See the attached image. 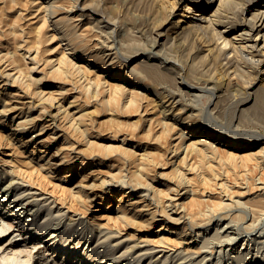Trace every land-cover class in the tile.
I'll return each instance as SVG.
<instances>
[{"label":"bare ground","instance_id":"1","mask_svg":"<svg viewBox=\"0 0 264 264\" xmlns=\"http://www.w3.org/2000/svg\"><path fill=\"white\" fill-rule=\"evenodd\" d=\"M7 1L8 0H6V2ZM10 1L14 2V0ZM171 1L172 9L168 14V18H175V20H173V24H175L177 27V35H175L176 38L173 35H163L162 33H157L156 37L151 43H149L148 46L146 45V43L145 45H143L142 42H140L138 45L139 41L136 42V38L133 40L134 37L130 36L132 39L131 43L134 41L132 45H135L137 43L138 48L137 45H135L134 49H131V51L130 49H128L129 52L125 48L127 54L123 58L124 61L123 59H119L118 66H114V63L117 60H115V62L113 61V58L117 56V54H115V52L113 51H105L106 43H104L103 39L100 41L97 39V42L94 43L96 46L93 49H91V47L89 48L90 43L88 44L86 40V36L88 34L87 31L91 30V28L92 30H95V32L96 30L100 29L99 21L101 18H91L92 20L86 21L84 23L82 22L78 26V23H74V20L78 19L77 14L79 13H77V16L75 15L74 17L64 14L57 15L60 13L59 10L62 7V5L58 3L59 1L57 0H29V3L25 4L28 5V7H35H33V10L29 11V17L35 18L33 21H30V23L33 22V25L30 24L31 27H28L30 29L29 31L25 30L26 28H14L15 26H13L12 29V27L9 26V28L11 27L10 29L13 30L14 33H19L20 38L18 37L17 40H14L13 35H15V37L17 38L18 34L12 35L13 42L16 41L14 42L15 44L12 43L14 45V47H12L13 49L11 48V46H9L12 50L8 48L4 52H2L3 48L2 46L0 47V60L2 61L3 65V67H1L2 69L0 68L2 77L0 79V83L3 82L2 85H0V88L1 91H3V94H5L8 86H14L12 85L14 84V82L22 83L27 91L31 89L29 92L32 95L29 94V96L37 97V100H39L40 103L47 102L48 104H50L53 108L56 109L54 115H60V117L64 119V123L66 124V126L70 128L72 132L78 134L83 139L82 147L88 153L83 152L82 149L77 147L70 149V147L72 146H70V144L67 145L65 135L62 136L61 142H63V144L66 145L67 148L68 146H70L68 149H70V152L74 153L71 157H69L71 154L66 157L67 155L64 153H62L59 157V163L67 162L65 165V167L67 168L65 172L72 171L76 162L83 166H90L92 164L94 166L102 165L104 162L106 163V159H109L110 152H119V155L122 158V162L117 161L115 165L114 163H106L104 165L106 167L105 173H103V175H100L97 180L99 183L98 185H104L108 187V189L111 188V190L116 185L120 186L121 188L117 193V199L120 200V203L122 198L127 199V202L125 201V203H118V206L115 210V217L113 216L114 219L112 217L113 220H115L116 222L117 220H119V222L128 224L130 221L133 222L135 220H138L139 217L141 219V217L143 216H145L144 219H139V221H147L150 219L157 221V215H162L163 223H161L155 231V240L157 244H152L150 246V243L145 242V247H141L143 250L141 251L139 249V252L134 255L129 252L130 250L133 252L132 249L134 247L136 248L137 246H140V242L138 243L135 241V243L133 242V244L131 245H128L126 243L127 247L125 246V249L123 248V250L119 254H115V247L121 241L118 239L117 243L116 240H113L114 244H111L110 242H108V240L111 237H115L114 235L116 233L119 234L120 230L117 227L114 230H111L109 228V231H105L102 235L104 236V239L101 238L103 240H100L99 235V237L97 236V241H101L103 245L101 250H98L100 249V247H98L97 249V247L94 248L92 246L90 249H87V247H85L77 251L76 248L73 249L74 247L71 249L69 246H67L66 248L60 246L58 244V239H64V241L67 242L71 237V233L77 227L75 226L74 229L70 228V226L72 227L71 224H80L82 228L81 232L79 233V240L76 244L77 246L79 242H82V239L85 236L81 235V233L88 228L90 229L89 233H91L94 227L92 224L90 225V222L87 223L84 218L79 217L78 219H76L77 217H73V215H76L77 212L74 211L72 212V214L65 212V210L62 209L63 207H66V210L69 211V207L72 206H69L68 204L66 205V201L64 202V198L62 199L59 197H54L52 191L50 192L48 190H44L42 186L40 187V185L36 183L37 181L35 180H25V178H27L28 176L25 178L24 176L27 175V173L28 175H30L35 167L46 168L47 172L50 171V169L57 164V162L52 163L50 159L59 154L58 149H56L52 153V157L50 156V154L49 156L45 155V150L42 148L45 146V144H40L39 141L41 140H38V138L40 137L39 135L42 132H45L47 130V120L43 119L44 121H34L35 117H37L38 120L40 117H42V114H40V112H44L42 111V109L44 110V108H41V110L34 115L31 112L32 108H34V105L31 106V103L28 102L26 103V105L20 106L21 109L24 108V112L21 115H19V113L11 116L10 129H12V134H14L15 132H19V134L28 133V137H26L25 139H21L22 144H33L32 148H30L29 150L30 154H33L35 149L40 147L38 148V150L40 149V154L38 153L39 155L37 158H32L34 157L32 155H25L27 156L26 162L28 161L33 163V168H31L30 170H28L24 166V164H7V160L5 159L1 162L2 164L0 165V167L2 168L0 169V177H9V180L8 182L5 181V184H3V186H1L0 188V209H4V215H0V264H66V262L68 260H72V258L77 259L76 262L78 263L82 262L81 264H89L88 262H86L88 259L93 260V264H100L103 260V264H116V262H118V260H120V257L122 256L124 257L122 259L124 260V264H133V262L141 264L143 261L142 256L144 255H148L150 257V259L148 258L146 264H157L158 262H160L159 264H166L168 261H171L172 259L174 260V258L185 260L190 256V258L195 259L197 257L191 256L195 253L196 255H201L202 252L204 254L200 258L198 257L199 259H197V261L187 262L182 260V262H180L179 264H206V255L210 254L211 256V254L213 255V253L216 251L218 252V259H214V261L216 263L220 262L224 256V254L222 256V251L226 246L227 249L225 251V257L226 260H230L227 262V264H259L258 259L261 257L259 255V250L262 248V246H264V238H261L264 235V229H262L260 233L257 232L258 235L248 234V236L246 237H241V242V239H236L240 235V231L242 230H246V232L251 231L252 233L255 223L260 221L258 219L263 217L264 182H261L263 186H254L253 182L254 180L259 178V175L258 178L255 176L256 179L253 177V188L256 187L257 189L258 187L259 189H262L263 192L257 191L258 193H262L260 194V197L257 196L253 199L242 200L241 198L245 196V190L253 191L252 186H248L249 182H245L247 183L248 189L245 188L244 192L242 191L244 195H240L242 192H239L240 194H238L237 189H233L234 185H232V183L230 184V182L228 183L227 178L225 179L224 176H222L224 175V173L222 174L215 169L214 166L216 164L214 162L216 161L215 148L216 144L218 143H222V145L226 148V152L228 155L234 156L237 155L239 151L251 150L256 146H260L262 142L258 143L259 140L248 141L242 139L241 137L231 138L227 137L223 133L206 132L203 128H199L198 126L193 125L192 121H185L184 119H187V117H189L187 115L184 116L182 112L183 108L185 112V105H187L185 101L186 99H188V97L191 101H194L190 96H196L192 92L196 89L182 87L179 88V79L177 80L176 77H179V74H181L180 71L182 70L185 71V76L188 74H192L191 72H193L194 74L196 73V71H200V67L203 65L202 57L204 56V59L206 61V55L212 52L214 53L215 50L217 51V53L218 51L219 53L220 51L221 53L223 52L221 54V57L223 55V58L225 59H230L234 54L238 53H241L245 57L249 55V57H251L250 59H252L254 54L258 53L259 57H257V59L255 57V59L259 64L260 74L264 76V0ZM178 3L179 5L177 7L176 5ZM21 4H24V1L23 3H20V5ZM214 4H217L216 7L210 13L204 14V9L206 7L213 6ZM16 5H18V3ZM16 5H14L15 8ZM11 6H7V8L11 9ZM80 15H82V13ZM237 16H239V20ZM13 21H11L10 24L13 23V25H15L18 23L14 21V24ZM84 24L85 26L81 28V26ZM9 28L7 29L8 31L10 30ZM113 29L110 28V31H112ZM202 29L205 30V32L209 33L210 40L212 42L206 39L208 43H206V46L202 50H194L188 52L187 58L185 57L186 59L183 63L174 60L176 59L174 58L176 56V52L174 54V57L171 59V56H173V54L171 55V50H173L174 53V50L177 51L181 49L183 51L185 47H187V39L184 36L186 33L193 31L198 32V30ZM101 31H103V29ZM7 32L5 33V37H8V35L10 36L12 34L8 32L9 34L6 35ZM110 34L109 36H112L113 33L111 35ZM98 35L99 34H97V36ZM106 36L105 41H107L109 38L108 37L106 40ZM162 36H164V38H162ZM129 38H127L126 40H128ZM12 39H9L8 43H10V40ZM119 39L121 40V38ZM119 42L120 41L118 40V43H116L119 45ZM122 43L123 42H121V44ZM126 44L129 43L126 41ZM126 44H123L122 46L120 45L117 48L121 47L124 49L123 46H125ZM112 45L110 44L108 48ZM112 49L114 50L115 48ZM15 51L19 52L23 59H29L28 62L26 60V65H19L21 64L20 61L15 60L18 59L13 57L14 53H17ZM125 51H123V53H125ZM259 51H261V53H259ZM139 52L140 55H138ZM120 53L121 52H119V54ZM184 53L186 55L187 52L184 51L181 56H184ZM19 54H16L14 56L17 57V55ZM218 54L217 56L219 59L220 54ZM122 55L123 54H121V56ZM213 56L215 57L216 55ZM181 59L183 58L181 57L179 60L181 61ZM233 59H231V61ZM204 63L206 64V62ZM222 63H224V59ZM209 64L207 63L206 65ZM204 66L205 65H203V67ZM208 67L206 68L210 70V66ZM225 67L229 68V65L228 67ZM198 74H201L202 76V72H199ZM190 76L188 77L190 78ZM209 76H211V74ZM192 78L197 79V76H193ZM206 78L207 77H205V80ZM189 83L191 84V81H189ZM197 83L198 82H196V84ZM202 84L203 83H201V85ZM31 85H34V87H32ZM201 85L199 87H201ZM203 86L204 87H202V89L204 88L206 90L205 84ZM45 87H50V89L46 90ZM208 87L207 89L211 91ZM99 94H101V97H97V99L96 96H98ZM93 99H95L96 104L100 105L101 108H98L99 110L97 108L96 109L99 112H101V110L104 113L106 112L105 120L109 121L110 123H108L110 126L108 127L107 125V128H110L109 130L113 134L102 135V131L100 132L94 129L95 125L94 128L92 127V124L94 122L91 123V114L93 113L95 107L91 108L90 105L96 106L91 103V101L94 102ZM219 100L221 99L219 98ZM195 101H197V99ZM256 101L257 98L255 97L253 102L255 103ZM175 102H178L180 106H175ZM260 103L262 111L260 112L258 117L263 118V97L260 98ZM15 105H17L16 102L13 103V106ZM0 107V117L6 116V113L9 110V106L7 105L5 99L0 100ZM131 110L139 112L140 117L146 120V129L149 132L154 127H156L159 131L156 136L162 134L171 138L168 148L169 151L167 152V154L172 153V155H170L169 157V164L171 166V169L169 171H172L173 176L176 177V183H174L175 186H171V184H168L167 181L165 182L164 180L156 179L151 174L152 164L155 162L156 154L158 151L156 152L155 149L151 148L149 145L144 144L139 139L134 138L132 136L133 133H119L120 129L123 128L125 124L124 121L122 122V118H120V115L118 114H122L126 111L127 114L128 111ZM243 110L241 109V111ZM19 112L22 111L20 110ZM130 113L128 114L130 115ZM186 114L189 115L191 113H188L187 111ZM22 117L23 119L17 120V118ZM51 119L53 118L51 117ZM130 122L132 124L131 126L137 125V123L135 122ZM52 123L53 126H51L55 127V131H52V133L53 135L58 136V125L55 124L54 119L49 124ZM114 141H119L120 143L116 144L114 143ZM38 144L40 145L38 146ZM249 152H247L248 159L254 158L260 162V165L261 163L263 165V145H261L257 151L255 150L253 152ZM191 153L192 155L195 154L194 158H196L194 160H192L191 158ZM259 162L257 163V165H259ZM5 165H7L8 167H5ZM257 165L255 163V166ZM167 172H161L160 174L164 175ZM67 176L68 173L61 176L59 180L65 182L67 181ZM31 177L33 178V175ZM193 178L199 179V181L202 183V188H207L206 184L209 185V190L212 186H214L215 190L217 189L221 193H218L221 195V197H218L219 195H217L216 197H218V199L214 197L215 200H207L206 202V199L209 198L208 197L205 199V202L207 204L203 203L204 199L201 198L202 201H200V199L195 198L193 194L194 192L196 193L195 190L199 189L193 182ZM260 179L259 181H261ZM262 179L264 180V178ZM236 183L239 184V182ZM22 184H24L23 187L25 188L22 190L18 188L17 190L18 185ZM92 184L93 187H95L94 185H96L97 182L93 183L92 181H78L67 189L70 191L75 201L80 202L83 205V199H91V197H89L90 194L88 195L86 189H89ZM58 185L60 186L59 183L57 184V186ZM160 185H163V187H159ZM194 185L196 187H194ZM11 187H14V190H10ZM179 187L184 189L182 193V196H184L182 200L184 201L175 202L172 198L173 196L170 195V192L178 193ZM249 187L251 189H249ZM65 188L66 186H64L63 191H66ZM206 188H204L205 191H207ZM235 191L237 192V195L235 194ZM238 191H241L240 188ZM112 194L113 193H111V195ZM12 195L13 197L12 199H10ZM50 197L51 201L49 200ZM38 200V203H40V201H43V203L44 201H48L49 204L52 203L50 204L51 207L53 203L60 204L59 207L57 206V204L55 205L56 208L58 207L57 209L55 208L57 211L56 214L51 213V216L54 215L55 217L45 219L47 215H44V219L46 220L45 224L42 223L43 225H36V232L44 229L43 231L37 233V235H41L46 231V229L54 225L45 235H42L40 238V240L43 238L45 247L46 244H48L45 250L51 251L49 255L48 253L46 255L43 253V258L38 257V254L35 253V250H33V248L36 247V245L35 243H33L32 245L29 244L31 239L28 240V236H25L21 240L17 241V239H13L15 235H11L9 237V240L6 241L5 237L10 234V231L6 232V230L12 226V223L5 221L3 217L11 215L12 217H14V219L18 218L17 225H20L21 232L25 229V227L27 228L28 225L31 226L32 224H34V220L30 221L28 224L26 222L28 220V217L31 214L35 213L36 210L32 212V207H27L32 201H34V205L36 204L35 201ZM201 203H203L202 206H205V208L203 207L202 210L199 208L201 207ZM49 204L47 205L49 206ZM176 205H178L181 210H177L179 216L172 217L171 213L167 210H170L172 206ZM240 205H242L241 207H245V209L236 207ZM49 208L50 207H46L45 214H50ZM105 209H109V207L106 206ZM234 210L239 211L234 212ZM95 211H99V208H95ZM170 211L173 212L172 210ZM247 212L250 213V217L248 218V220H246V215L248 214ZM6 213L8 214L5 215ZM110 217L107 219L109 220ZM64 218L67 219L64 230L57 233V229L59 228L57 227V225H60L62 219ZM213 219H215L214 222H216L213 226L214 232L208 235L209 225L211 224L210 221ZM53 220H56V222L53 223ZM179 220L181 221L182 225L178 230H174V223L172 222H175L176 224ZM94 226L97 227L95 229L98 230L100 234H102L104 230L103 223L99 222ZM104 226L106 227V224ZM195 227H199L201 228V230L195 231ZM116 236L119 235L116 234ZM195 236L200 238L199 241H192V238H195ZM238 241L239 244H237ZM181 242L186 244V247H175L174 243ZM191 242H194V244H198L200 242L197 247L200 251L196 248L199 252L196 250H188V248L191 247ZM156 246H160V248L158 247L159 250L157 248L158 251L155 249ZM154 250L155 253L156 251L159 252L158 254L161 256H157L155 259H152L154 254L152 252ZM252 250H254V252L250 256V261H248V256L252 252ZM58 251L60 253H58ZM100 251H103V254L101 256L99 255ZM170 251H172V253L176 251V254L172 255V253H169ZM161 252L163 253L161 254ZM56 253H58L59 255L61 254L62 257L48 263L49 259H52L54 254ZM50 255L51 257L48 258V256ZM97 256L98 258H96ZM109 256L111 258H109ZM87 257L89 258L87 259ZM132 260L134 261L132 262ZM176 261L178 263V260Z\"/></svg>","mask_w":264,"mask_h":264},{"label":"rangeland","instance_id":"2","mask_svg":"<svg viewBox=\"0 0 264 264\" xmlns=\"http://www.w3.org/2000/svg\"><path fill=\"white\" fill-rule=\"evenodd\" d=\"M23 1H24V4H21L22 5L21 6L20 3H23ZM57 1H59L58 3H60L62 5V7H61L62 9L60 8V10H59L60 13L57 15H63L64 14L67 16H73L74 17L77 13H79V14H77L78 19L74 20L75 21L74 23H78L77 24L78 26L82 22L84 23V22L90 21L94 18H97V19L101 18L99 21L100 22V29L96 30V32H95V30H92V28H91V30L87 31V33H88L86 36L87 39L86 38L85 39L87 40L88 44L89 43H90V45L92 44L91 46L89 45V48L91 47V49L95 48L96 45L94 43L97 42V39L99 41L103 39L104 43H106L105 51L106 52H110V51L112 52L113 51L118 56V58H117V56H115L113 58L114 62H115V60H117L114 63L115 64L114 66H118L119 59L120 60L123 59L124 56L127 54V52L125 51L126 49L129 52L128 49H130V51H131V49H134L135 45H137V43L135 45L133 44L134 46L132 45V43H134V41L131 43V40H132L131 37H134L133 40L136 38L135 39L136 42L139 41L138 45L140 42H142L143 45H145V43H146V45L149 46V43H151L153 41V39L156 37L157 33H162L163 35H165V34L173 35L175 38H176L175 35H177V30H176L177 27L175 24H173V20H175V18H173V17L168 18V14H169L170 10L172 9L171 8V2H172L171 0H57ZM10 2H11L10 0H8L7 2H6V0H0V47L2 46V48H3L2 52L7 50L8 48H10L9 46H11V48L14 47V45L12 43H14L16 41L13 42V39L17 40L19 37V33L18 32L14 33L13 30H11L10 28L12 27V29H13V26H15L14 28H23V29L26 28L25 30L29 31L30 30L29 28L31 27V25H33V22L30 23V21H33L35 19L34 17L33 18L29 17V11L33 10L35 7L34 6L28 7V5H25V4L29 3V0H18V2H17V0H14V2H11V4H10ZM12 3H13V5H12ZM15 3L16 4L18 3V5H16ZM6 4H8V5H6ZM75 4H78V5H75ZM14 5H16V8L14 7ZM74 5L77 8H75ZM178 5H179V3L176 6L178 7ZM216 5L217 4H214L213 6H210V7H206L204 9V14L210 13L216 7ZM1 6H2V9H1ZM4 6H5V8H4ZM7 6H9V7L11 6V9L7 8ZM70 6H72V7H70ZM30 7H32V8H30ZM68 7H70V8H68ZM18 8H21L22 10L18 9ZM67 8H68V10H67ZM72 8H74V9H72ZM7 9H8V12H7ZM93 10L96 12H94ZM80 12L82 13V15H80L81 14ZM87 13H89V14H87ZM88 15H90V16H88ZM105 18H107V19H105ZM237 18H238V20L240 19L239 16H237ZM13 19L16 23L17 22L18 23L15 24ZM109 20L112 22H110ZM11 21H13L15 25H13V23L10 24ZM108 22H109V24H108ZM21 25H22V27H21ZM9 26H11V27L9 28ZM83 26H85V24L82 25L81 28ZM8 28L10 29L9 31L7 30ZM101 28L103 29L104 32L101 31L102 30ZM104 28H105V30H104ZM110 28H112V29L114 28V29L112 31H110ZM219 28H221V27H219ZM106 30L107 31L109 30V31L107 32ZM7 31L10 34L12 33L10 35L11 37L8 35L9 33ZM6 32H7L6 35H8L9 38L5 37ZM98 32H102V33H98ZM193 32H188L184 35L187 39L186 40V42H187L186 46L187 47H185V49L183 51L181 49H179L177 51L174 50V53H173V50L170 51L171 55L173 54V56H171V59L174 57V54L176 52V54H175L176 56L174 57L176 59H174V60L178 61L180 63H183L185 61V59L187 58L188 52H191L194 50H196V51L202 50L206 46V43H208L207 40L212 42L210 40L209 33L205 32V30L202 29V30H198V32L197 31H193ZM110 33L111 34L113 33L112 36H109ZM13 34H18L17 38ZM97 34H99V35L97 36ZM103 34H105V35H103ZM106 34H107V36H106ZM12 35L14 37L13 39H12ZM113 35H114V37H113ZM105 36H106V40L108 37L110 39L108 38V40L105 41ZM126 37L127 38L130 37L128 39L129 41L126 40L127 39ZM116 38H118V39H116ZM119 38H121V40ZM122 38H124V39H122ZM162 38H164V36H162ZM9 39H12V40H10V43H8ZM115 39H116V41H115ZM118 40L120 41L119 45L117 44ZM205 40H206V42H205ZM126 41L129 44H126ZM121 42H123V43L121 44ZM101 43H103V42H101ZM101 43H99V44H101ZM110 44L111 45L114 44V45H112L111 47L108 48V46H110ZM123 44H126L125 46H123L124 49L121 47H119L120 49L117 48L118 46H120V45L122 46ZM138 45H137V48H138ZM141 46H142V44H141ZM11 48H10V50L13 49V48L12 49ZM112 48H115V49L113 50ZM122 50L125 51V53H123ZM184 51L187 52L186 55L184 53V56H181ZM15 52H17V51H15ZM119 52H121V53L119 54ZM218 53H219V51H218ZM218 53L215 50L214 53L212 52V53L207 54L206 55V61L204 59L205 57L203 56L202 57V59H203L202 63L205 66L203 67V65H202L200 67V71L198 70L194 74H193V72H191L192 74H188L185 76V74H186L185 71L181 69L182 70V71H180L181 74H179V77H176L177 80L179 79L178 80L179 88L182 87V88H195L196 89V90L192 91L196 96H194V95L190 96L193 98L194 101H191L189 97H188L189 101H188V99H186V101H185L187 105H185V112H184V108H183L182 112H183L184 116L187 115L189 117H187V119H184V120L185 121H189V120L192 121L193 125L198 126L199 128H203L206 132L223 133L227 137H231V138L241 137L242 139H245L248 141L259 140L258 143L262 142L260 144V146L261 145L264 146V115H263V118L258 117L260 112L262 111V109L260 107L261 106L260 98L263 97V99H264V76L260 74L259 64L256 60L257 57H259V55H258V53H256L257 55L254 54L252 59H250L251 57H249V55L245 57L241 53H238V54H234L235 57L233 55V57H231L230 59L229 58L225 59V58H223V55L221 57V54L223 52L221 53V51H220L219 59L222 61L224 59V63H226V64H224V63H222V61H220L218 59V56H217ZM259 53H261V51H259ZM16 54H19V52H17ZM16 54L14 53V55H16ZM121 54H123L122 55L123 57L121 56ZM14 55H13L14 58L19 59V60L15 59L17 61H20L21 64H19V65L23 66V65L27 64V62L29 60L28 58L23 59L20 54L17 55V57ZM138 55H140V52ZM211 55H212V57H211ZM213 55H216L217 58H216V56L214 57ZM177 57L179 59L182 57L183 59H181V61H180ZM255 57H256V59H255ZM215 59H218V60H215ZM231 59H233V60L231 61ZM26 60H27V62H26ZM225 60H226V62H225ZM123 61H124V59H123ZM204 62H206V64L207 63L208 64L210 63V64L206 65ZM227 64L229 65V68L225 67V66L228 67ZM208 66H210V68H211L210 70H208L206 68ZM1 67H3V65H2V61L0 60V68ZM1 69H0V72H1ZM214 70H215V73H214ZM199 72H202V76H201V74L200 75L198 74ZM211 72L214 74H212ZM227 72H229V73H227ZM209 73L211 74V76H209L210 75ZM181 75H184L185 77L181 76ZM190 75H192V76H190ZM188 76H190V78ZM193 76L194 77L197 76V79L192 78ZM198 77H200V78H198ZM205 77H207L206 80H205ZM1 78L2 77H1V73H0V79ZM185 78L187 79L188 83L186 82ZM189 79H192V80H189ZM196 80H198V81H196ZM189 81H191L192 85L189 83ZM196 82H198L197 84H199V85H197ZM2 83L3 82H1L0 85H2ZM201 83H203V84L201 85ZM21 84L22 83H20V82H14V84H12L14 86H8L7 87L5 94H3V91H1V88H0V100L5 99L7 105L9 106V110H8L9 112L7 111L6 116L0 117V165L2 164L1 162L5 159V160H7L6 161L7 164H15V163L16 164H24V166L28 170L33 168L32 162H28V161L26 162L27 156H25V155H32V156H34L32 158H37L38 155L40 154V151H39L40 149L38 150V148H40V147L35 149L33 154H30L29 150H30V148H32L33 144H30V143L22 144V142H21L22 141L21 139L22 138L25 139L26 137L29 136V134L28 133L19 134V132H15L14 134H12V129H10L11 128V125H10L11 120L10 119H11L12 115H16L19 113H20L19 115H21L24 112V110H23L24 108L21 109L20 106H24L28 102L31 103V106L34 105L33 106L34 108H32V110H31V112L34 115L37 114L38 111L41 110V108H44V110L42 109V111H44V112H40V114H42V117H40L39 120L37 117H35V119H34V121L37 120L36 122L41 121V120L42 121L47 120L46 124H48L47 130L45 132H42L39 135L40 137L38 138V140H41V141H39L40 144H42V143L45 144V146L42 147L45 150L44 151L45 155L49 156V154H50V156H51L52 153L56 149H58L59 154L57 156H54V157L51 156L52 158L50 159V161L52 163L57 162V164L54 167H52L50 169V171H48V172L46 171V168L35 167L36 170L33 169L34 170V171L32 170L33 173L32 172L30 173L31 176L33 175V178L30 175H28V173H27V175L24 176V178L28 176L29 179L27 177V178H25V180H29V181L35 180V181H37L36 183L38 185H40V187L42 186V188L44 190H48L50 192L52 191L53 192L52 194L54 197H59L62 199L64 198V202L66 201L65 204L72 206V207H69L70 208L69 211L66 210V207H63L62 209L65 210V212H68L69 214H72V212H74V211L77 212V214L73 215V217H77L76 219H78L79 217L84 218L85 221H87V223L90 222V225L92 224L94 227V229L92 230L93 233L91 232L92 234L89 233V231H90L89 228H88L89 230L88 229L84 230L82 232L83 234L81 233V235H85V236L82 239V242H79V244L77 246L76 244L78 243V240H79V233L81 232L82 228H81L80 224H78V225L77 224L76 225L71 224L72 227L70 226V228L74 229L75 226H77L74 229L75 232L73 231L71 233V237L67 242L64 241V239L60 240V238H59L58 244L64 248L69 246L72 249L74 247L73 249L76 248L77 251L81 250L82 248H85V247H87V249H90L92 246L94 248L97 247V249H98V247H100V249H98V250H101L103 245H102L101 241L100 242L97 241V236L99 235L100 240H103L104 236H102V235L104 234V232L109 231V228L111 230H114V229H116V227L120 230L119 234L116 233L120 237L116 236V234H115L114 235L115 237H111L112 239L109 238V240H108V242H110L111 244H114L113 242L115 240L117 242L118 239L121 241V242H119L118 245H116V247L113 246V247H115L114 251H115L116 255L119 254L125 246L127 247V244L131 245V244H133V242L135 243V241L138 243L140 242V244H139L140 246H137L136 248L134 247L132 249L133 252L130 250L129 253H132L133 255L137 254V252H139V249L141 251L143 250L141 247H145V244H144L145 242L150 243V246L152 244H157L156 240H155V238H156L155 231L157 230L159 225L161 223H163L162 215H157V219H158L157 221L153 220V219L152 220L150 219L147 221H139V219H140V217H139L138 220H135L133 222L130 221L128 224H124L122 222H119V220H117V222H116L113 219H114L115 214H116L115 210L118 206V203L119 204L125 203V201L127 202V199L122 198L121 203H120V200L117 199L118 198L117 193L121 188L120 186L116 185L111 190V188L108 189V187H106L104 185L103 186L101 184L98 185L99 183L97 180H98L99 176L103 175V173H105V171H106V167L104 166L106 163H114V165H115L117 161L122 162V158L120 157L119 152L118 151L110 152L109 159H106V163L104 162L102 165L94 166L92 164L90 166L89 165L83 166V165L79 164L78 162H76L74 164V169L72 171L65 172L67 169L65 167L67 162L59 163V157L61 156L62 153L66 154L67 155L66 157H68L71 154L69 156V157H71L74 153L70 152V149L74 148V147L82 149L83 152H87L82 147L83 139L78 134L72 132L70 130V128H68L66 126V124L64 123V119H62V117H60V115L59 116L54 115V113L56 111L55 108H53L47 102L46 103H44V102L40 103L39 100H37V97H35V96H33V97L29 96V94L32 95L29 92L31 89H29L27 91L25 86L23 84L22 85ZM204 84L206 86V90L204 88L202 89V87H204L203 86ZM200 85H201V87H199ZM31 86L34 87V85H31ZM208 86H210V87H208ZM207 87L211 91H209L207 89ZM199 88H201V89H199ZM23 89H25V90H23ZM45 89L46 90L50 89V87H45ZM202 92H203V95H202ZM24 93H25L26 97L24 96ZM220 93H221V95H220ZM210 94L213 98L210 96ZM27 95H28V97H27ZM198 95H200L201 97ZM97 97L100 98L101 94L96 96V98ZM255 97L257 98V101L254 103L253 100ZM219 98L221 100H219ZM196 99H197V101H195ZM93 101L94 102L91 101V103H93V105H96V106L90 105L91 108H93V107H95V109L100 108V105L96 104L95 99H93ZM15 102L17 103V105L13 106V103H15ZM191 103H193V104H191ZM253 103H254V105H253ZM177 104H178V102L177 103L175 102V106L179 107L180 104H178V105ZM216 105H218V106H216ZM242 107H245V108H242ZM95 109L93 110V113L91 114V119H92L91 123L94 122L92 124L93 125L92 127L94 128V125H95L94 129L96 131H100V132L102 131V133H103L102 135L113 134L109 130L110 128L109 129L107 128V125L109 127L110 123H109V121L105 120L106 112L104 113L102 110H101V112H99L98 111L99 109L98 110L97 109L95 110ZM241 109L242 110L245 109V110L241 111ZM20 110L22 112H19ZM131 111H128V113H130ZM187 111H188V113H191V114H189V115L186 114ZM126 112H123L122 114H118V115H120V118H122L121 119L122 122L124 121V124H125V126H123V128L120 129L119 133H131V134L133 133L132 136L134 138L139 139L144 144L149 145L151 148L155 149L156 152L158 151L156 154L155 162L152 164L151 174L156 179L164 180L165 182L167 181L168 184H171V186H173L174 183H176V177L173 176L172 171H169L171 169V166L169 164L170 163L169 157H170V155H172V153L167 154V152L169 151L168 148H169V142H170L171 138L167 137L166 135H162V134H160L159 136H156V134L159 132L156 127H154L149 132L146 129L147 128L146 120L144 118L140 117L139 112L132 111L130 113V115L128 113L126 114ZM183 115H182V117H183ZM51 117L55 120V124L58 125V130H57L58 134H59L58 136L53 135V133H52V131H55V127H52L53 123L49 124L53 120V119H51ZM123 118L126 120V122ZM19 119H23V117L17 118V120H19ZM129 120L137 123V125L131 126L132 124ZM15 123H16V120H15ZM64 135H65L66 140H67L66 141L67 145L70 144V146H72V147L68 146V148L70 147V149H68L66 147V145H64L63 142H61L62 136H64ZM249 135H251V136H249ZM259 135H260V137H259ZM248 137H250V138H248ZM260 138H262V139H260ZM114 143L119 144L120 142L114 141ZM40 144H38V146ZM260 146H256L255 148H253L251 150L239 151V153L237 155L233 156V155L227 154L226 148L222 145V143L216 144V148H217V149L215 148V157H216L215 160L216 161L214 162L216 164L214 166L215 169L222 174L224 173V175H222V176H224L225 179L227 178L228 183L230 182V184L232 183V185H234L233 189H237L238 194H240L239 192H242V191L244 192L245 188L248 189L249 185L252 186V189L254 192L252 190H245L246 191V192H244L245 196L241 198L242 200L243 199L244 200L245 199H248V200L253 199L254 197H257V196L260 197V194H262V193H258V192H263L262 189H259L258 187L260 185L263 186V184L261 182L262 181L264 182V180L262 179V178H264V163H263V165H262V163L260 165V162L258 160L254 159V158H253L254 160L247 158V152H249V151L253 152L255 150L257 151ZM67 150H69V151H67ZM65 152H67V153H65ZM192 153H191V155H192ZM194 155L191 156L192 160H194L196 158V157L194 158ZM8 160H10V161H8ZM258 162H259V165H257ZM255 163L257 166H255ZM5 167H8V166L5 165ZM1 168L2 167H0V169ZM167 171H169V172H167ZM161 172H167V173H165L164 175H161L160 174ZM67 173H68V176H67V181H65L66 183L60 181L59 180L60 177L67 174ZM258 175H259V178H258ZM255 176L258 179H256ZM253 177L256 179V180H254V182H253V179H254ZM259 179L261 181H259ZM8 180H9V177L5 178V177L1 176L0 177V188H1V186H3V184H5V181L8 182ZM78 181H82V182H91L92 181L93 183L97 182V184H96L97 186L94 185L95 187H93V184H92L89 189H86L88 195L90 194L89 197H91V199L89 197L88 198L90 200H84L83 199V201H84L83 205L80 202L75 201V199L71 195L70 191L67 189L68 187H71L72 185H74ZM193 182L196 184V186L199 189V190H195L196 193L194 192L193 195L195 196V198L200 199V201H202V199H204L203 203L207 204L206 203L207 200H209V201L215 200L214 197H216L217 195H219L218 197H221V195H220L221 193L217 189L215 190L214 186L211 185L214 189L210 186L211 189L209 190V185L206 184L207 188L206 187H204V188H206L207 191H205V189L202 188V186H201L202 183L199 181V179L193 178ZM236 182H239V184H237ZM241 182H242V184H241ZM245 182H249L248 186H247V183H245ZM252 182L254 183V186L258 185L257 189H256V187L253 188L254 186L252 185ZM58 183L60 184V186L59 185L57 186ZM61 184L63 187L61 186ZM23 186H24V184L18 185L17 190H18V188L20 190L24 189L25 187H23ZM64 186H66V188H65L66 191L65 190L63 191ZM196 186L194 185V187H196ZM159 187H163V185H160ZM239 188L241 191H238ZM11 189L14 190V187H11L10 190ZM249 189H251V188L249 187ZM183 190L184 189L179 187L178 193L170 192V195L173 196L172 198L175 202L184 201V200H182L184 197V196H182ZM249 191H251V192H249ZM237 192L235 191L236 195H237ZM243 192L240 195H242ZM111 193H113V194L111 195ZM218 193H220V194H218ZM256 193L259 195H257ZM232 195H234V194H232ZM261 196H263V195H261ZM12 197H13V195L11 196L10 199H12ZM218 197H216V199H218ZM206 198H208V199H206ZM205 199H206V202H205ZM49 200L51 201V197ZM227 201H229V200H227ZM38 202H39V200L35 201L36 204L33 205L34 201H32L30 203V205L27 207V208L32 207V210H31L32 212L36 210L35 213L31 214L28 217V220L26 222L28 224L30 221L34 220V224H32L31 226L28 225V227L27 228L25 227V229L21 232H20V230H21L20 225H17V221H18L17 219L18 218L14 219V217H12L11 215H7L8 213L5 214V215H7L6 217L5 216H3V217H4L5 221L12 223V226L6 230V232L10 231V234L5 237L6 241L9 240V237L11 235H15L13 237V239H17V241L21 240L25 236H28L27 239L28 240L31 239L29 244L32 245L33 243H35V245H36V247L33 248V250H35V253L38 254V257L43 258V255H42L43 253L45 255L48 253V255H49L51 251L45 250V248L47 247L48 244H46V247H45V242L43 241V238L41 240H40V238L42 235H45L54 225H52V227L46 229V231L43 232L41 235H37V233L43 231L44 229L40 230L39 232L38 231L36 232L35 231L36 227H37L36 225H38V226L43 225L42 223L45 224L46 218L49 219V218L55 217L54 215L51 216V213L56 214V212H57L56 209L60 206V204H57V203L54 204L53 203L54 206L52 205V207H51L50 204H52V203L49 204L48 201L47 202L44 201V203H43V201H40V203H38ZM84 203L86 204V206ZM203 203H201V205H200L202 208L199 207L201 210L203 209V207L205 208L204 205L202 206ZM47 204H49V206ZM56 204L58 206L57 208L55 207ZM38 206L40 207V209ZM106 206H108L109 209H105ZM241 206L242 205L236 206V207H238L240 209H245V207H241ZM46 207H50L49 208L50 214L48 213L50 216L48 214H45L46 213ZM95 208H99V211H95ZM172 208H174V209H172ZM170 210H172L173 212H171ZM170 210H167V211L171 213L172 217L173 216L176 217V216H179V214L177 213L178 212L177 210L180 211L181 208H179L178 205H176V206H172ZM238 211L234 210V212H238ZM3 212H4V209H0V215H4ZM247 213L249 215L248 214L246 215V220H248V218L250 217V213L249 212H247ZM44 215L45 216L47 215V217H45ZM57 215H59V214H57ZM262 216L263 217L258 219L260 221L257 220L258 222L255 223V226L253 228L252 233H251V231L246 232V230H244V231L242 230V231H240L241 233L237 237L236 240H240L241 237H244V236L246 237V236H248V234L258 235V233H260V231L262 229H264V226H262V225H264V220H263L264 214ZM44 217H45V219H44ZM109 217H110V219L108 220L107 218H109ZM112 217H113V219H112ZM144 217L145 216L141 217V219H144ZM79 220H81V219H79ZM214 220L215 219L210 221L211 224L209 225L208 235L212 234L214 232L213 226L216 223V222H214ZM62 221H61L60 225H57V227H59L57 229V233L59 231L64 230V226H65L67 219L64 218V219H62ZM179 221L176 224H175V222H172V223H174V230H178L179 227L182 225L181 221L180 222ZM52 222L55 223L56 220H53ZM99 222L103 223V229L104 230H103L102 234H100L99 231L95 229L97 227L94 226L96 223H99ZM257 223H258V225H257ZM105 224H106V227L104 226ZM88 226H89V224H88ZM106 228H108V229H106ZM194 230L195 231L201 230V228L195 227ZM254 230H255V232H254ZM84 232H85V234H84ZM263 236L261 237L262 239L264 238ZM196 237L197 236H195V238L193 237L192 241H194V240L199 241L200 238L199 237L196 238ZM101 238H103V239H101ZM241 241H242V239L240 240V242ZM183 242L174 243V245H175V247H178V248L186 247V244H184ZM99 243H101V244H99ZM199 244H200V242L198 244H194V242H191V245H190L191 249L188 248V250L189 251H195V250L198 251L199 249L197 247ZM237 244H239V241ZM39 245H41V246H39ZM18 246H21V245H18ZM158 247L160 248V246H156L155 249L157 250ZM159 248H158V250H159ZM226 249H227V246L224 247V250L222 251V256H223V254H224V256H223L222 260L220 261L221 263L220 262L216 263L214 261V259L215 260L218 259L217 258L218 252L216 251L213 253V255L211 254V256H210V254L206 255V257H207L206 264H219V263L220 264H227V262L230 260H226V257H225ZM157 251H156V253H155V250L152 252V253H154L152 259H155L157 256L158 257L161 256L158 254L159 252H157ZM259 251H260L259 255L261 256L258 259L259 264H264V256H263L264 255V246H262V248ZM175 252L172 253V251H170L169 253H172V255H174V254H176ZM253 252H254V250H252V252L249 254L248 261H250V259H251L250 256ZM58 253H60V252L58 251ZM58 253L54 254L53 258L49 259L48 263L53 262L56 259L61 258L62 257L61 254L59 255ZM162 253L163 252H161V254ZM102 254H103V251L102 252L100 251L99 255L101 256ZM203 254H204L203 252L201 255H198V254L196 255V253L193 254L191 257H197L195 259L190 258V256H189V258L188 257L186 258L187 260L186 259L185 260H183V259L179 260V259L174 258V260L172 259L171 261H168L166 264H171V263L175 264V262H176V264H179L180 262H182V260L187 261V262L197 261V259H199ZM98 256L96 258H98ZM50 257H51V255L48 256V258H50ZM88 258L89 257H87V259ZM109 258H111V257L109 256ZM123 258H124L123 256L120 257V260H118V262H116V264H124L123 263L124 260H122ZM148 258L150 259V257L148 255L142 256L143 261L141 264H146L148 261ZM76 260L77 259L72 258V260H70V261L68 260L66 262V264H81L82 263V262L78 263V262H76ZM176 260H178V263ZM133 261L134 260H132V262ZM42 262H43V259H42ZM86 262H88L89 264H93L92 263L93 260L88 259ZM103 262H104V260L100 264H103ZM159 263L160 262H158L157 264H159ZM133 264H137V263L133 262ZM231 264H233V263H231Z\"/></svg>","mask_w":264,"mask_h":264}]
</instances>
